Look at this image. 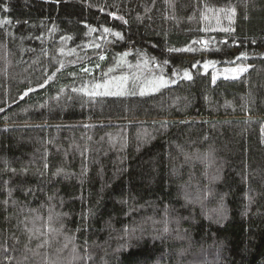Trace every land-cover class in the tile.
Instances as JSON below:
<instances>
[{"label": "trees", "instance_id": "obj_1", "mask_svg": "<svg viewBox=\"0 0 264 264\" xmlns=\"http://www.w3.org/2000/svg\"><path fill=\"white\" fill-rule=\"evenodd\" d=\"M0 109V264H264V0H0Z\"/></svg>", "mask_w": 264, "mask_h": 264}, {"label": "rangeland", "instance_id": "obj_2", "mask_svg": "<svg viewBox=\"0 0 264 264\" xmlns=\"http://www.w3.org/2000/svg\"><path fill=\"white\" fill-rule=\"evenodd\" d=\"M241 69H245V68H232V69H226L220 72H216L217 76H221L223 78H236L238 77L241 73H243L244 71H240ZM118 77H113L111 79V81L108 83L107 86H105L104 88H106L105 90L109 89L112 91V93H119L123 88L122 87V83H120L118 80Z\"/></svg>", "mask_w": 264, "mask_h": 264}, {"label": "snow or ice", "instance_id": "obj_3", "mask_svg": "<svg viewBox=\"0 0 264 264\" xmlns=\"http://www.w3.org/2000/svg\"><path fill=\"white\" fill-rule=\"evenodd\" d=\"M7 10V9H5ZM7 22V21H6ZM105 31H108L107 29H105ZM117 36H119V33L116 34ZM246 69H241L240 71H244ZM184 77L187 78V79H191V75L188 73V72H185L184 73ZM215 79V78H214ZM41 87H43V85H41ZM0 111H2V109H0Z\"/></svg>", "mask_w": 264, "mask_h": 264}]
</instances>
